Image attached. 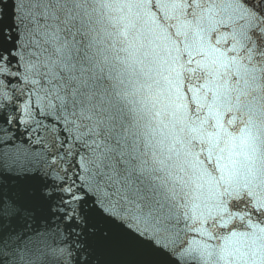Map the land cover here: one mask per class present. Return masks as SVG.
Segmentation results:
<instances>
[{"label":"snow or ice","instance_id":"snow-or-ice-1","mask_svg":"<svg viewBox=\"0 0 264 264\" xmlns=\"http://www.w3.org/2000/svg\"><path fill=\"white\" fill-rule=\"evenodd\" d=\"M0 264H264V0H0Z\"/></svg>","mask_w":264,"mask_h":264}]
</instances>
